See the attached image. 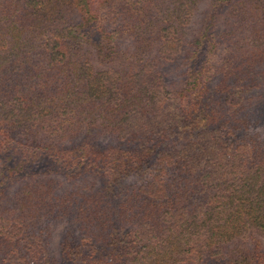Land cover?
<instances>
[{"label":"trees","instance_id":"obj_1","mask_svg":"<svg viewBox=\"0 0 264 264\" xmlns=\"http://www.w3.org/2000/svg\"><path fill=\"white\" fill-rule=\"evenodd\" d=\"M262 87L264 0H0V264H264Z\"/></svg>","mask_w":264,"mask_h":264},{"label":"rangeland","instance_id":"obj_2","mask_svg":"<svg viewBox=\"0 0 264 264\" xmlns=\"http://www.w3.org/2000/svg\"><path fill=\"white\" fill-rule=\"evenodd\" d=\"M262 90H264V87H262ZM63 225H64V224H61V225L58 227L57 231H56L55 237H54V239H53V247H54V249H57V248H58V240H59V238H60V235H61V232H62Z\"/></svg>","mask_w":264,"mask_h":264}]
</instances>
